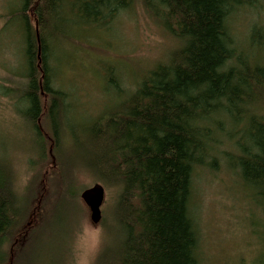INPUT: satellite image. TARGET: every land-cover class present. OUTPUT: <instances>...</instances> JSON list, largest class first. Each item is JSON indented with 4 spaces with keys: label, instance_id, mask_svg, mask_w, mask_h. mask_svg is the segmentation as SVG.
<instances>
[{
    "label": "trees",
    "instance_id": "obj_1",
    "mask_svg": "<svg viewBox=\"0 0 264 264\" xmlns=\"http://www.w3.org/2000/svg\"><path fill=\"white\" fill-rule=\"evenodd\" d=\"M142 1L177 45L129 94L120 95L109 76L120 97L115 93L117 102L81 126L78 137L69 95L55 81L56 46L73 34L72 25L113 21L134 0H19L22 98L37 122L44 95L55 139L62 121L75 159L118 189L114 238L97 264H201L192 204L198 167L217 168L222 154L230 168L238 159L264 210V60L240 49L233 30L235 15L258 0ZM263 30L254 26L251 35ZM22 214L0 162V264Z\"/></svg>",
    "mask_w": 264,
    "mask_h": 264
},
{
    "label": "rangeland",
    "instance_id": "obj_2",
    "mask_svg": "<svg viewBox=\"0 0 264 264\" xmlns=\"http://www.w3.org/2000/svg\"><path fill=\"white\" fill-rule=\"evenodd\" d=\"M19 7V0H0V162L8 166L23 207L7 244L6 264H73V236L79 219L90 209L81 193L101 183L105 197L98 223L102 240L94 260L97 264L114 238L118 189L75 159L62 121L59 140L55 139L44 95L37 122L26 115L22 98L25 39L16 13ZM254 26L264 28V0L241 10L233 21L240 49L246 47L249 54L264 60V30L253 37ZM71 31L79 34L61 40L54 52L58 59L55 81L69 95V120L79 127L74 129L78 137L81 126H88L120 97L109 84V76L116 79L120 95L129 94L177 45L142 0H134L113 21L74 24ZM221 156L217 168L198 167L194 175L192 204L201 264H264L261 198L255 200V187L244 181L238 159L233 160L236 167L230 168Z\"/></svg>",
    "mask_w": 264,
    "mask_h": 264
},
{
    "label": "clouds",
    "instance_id": "obj_3",
    "mask_svg": "<svg viewBox=\"0 0 264 264\" xmlns=\"http://www.w3.org/2000/svg\"><path fill=\"white\" fill-rule=\"evenodd\" d=\"M101 240L102 229L99 224H93L90 209H88L79 219L73 236V264H94Z\"/></svg>",
    "mask_w": 264,
    "mask_h": 264
},
{
    "label": "water",
    "instance_id": "obj_4",
    "mask_svg": "<svg viewBox=\"0 0 264 264\" xmlns=\"http://www.w3.org/2000/svg\"><path fill=\"white\" fill-rule=\"evenodd\" d=\"M104 197L105 188L101 183H96L81 193V198L90 208L91 220L95 224H98L102 219L101 207L104 202Z\"/></svg>",
    "mask_w": 264,
    "mask_h": 264
}]
</instances>
